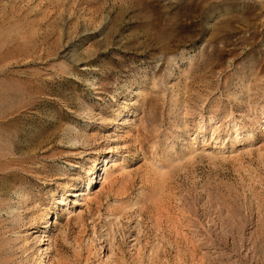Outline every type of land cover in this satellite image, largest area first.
<instances>
[{"label": "rangeland", "instance_id": "rangeland-1", "mask_svg": "<svg viewBox=\"0 0 264 264\" xmlns=\"http://www.w3.org/2000/svg\"><path fill=\"white\" fill-rule=\"evenodd\" d=\"M0 264H264V0H0Z\"/></svg>", "mask_w": 264, "mask_h": 264}, {"label": "bare ground", "instance_id": "bare-ground-1", "mask_svg": "<svg viewBox=\"0 0 264 264\" xmlns=\"http://www.w3.org/2000/svg\"><path fill=\"white\" fill-rule=\"evenodd\" d=\"M110 177V174H109V172L106 170V171H104V175L101 177V180H102V185H103V183H105L107 180H108V178ZM83 194V193H82ZM90 196V195H89ZM84 198V200L85 199H88V194H85L84 196H83ZM83 202H85V201H83Z\"/></svg>", "mask_w": 264, "mask_h": 264}]
</instances>
